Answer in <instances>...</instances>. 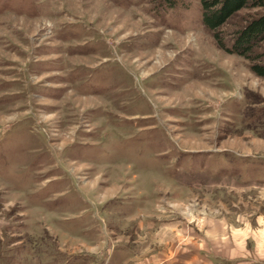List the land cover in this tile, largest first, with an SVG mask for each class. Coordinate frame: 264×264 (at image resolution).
Segmentation results:
<instances>
[{
    "label": "rangeland",
    "instance_id": "374dc122",
    "mask_svg": "<svg viewBox=\"0 0 264 264\" xmlns=\"http://www.w3.org/2000/svg\"><path fill=\"white\" fill-rule=\"evenodd\" d=\"M173 2L0 0V264L263 262L264 32Z\"/></svg>",
    "mask_w": 264,
    "mask_h": 264
},
{
    "label": "trees",
    "instance_id": "16d2710c",
    "mask_svg": "<svg viewBox=\"0 0 264 264\" xmlns=\"http://www.w3.org/2000/svg\"><path fill=\"white\" fill-rule=\"evenodd\" d=\"M174 0H163L170 8L176 4ZM246 0H199L201 10V20L203 24L213 32V36L217 37L219 45L225 47L230 52H237L245 55V51L252 46L255 40L263 38L264 32V14L250 21L239 31L233 34L231 45L227 48L224 41L218 33H215L217 26L222 24L224 20L235 10L244 6ZM259 3L257 0H252L251 3ZM251 70L264 77V60L262 64H253Z\"/></svg>",
    "mask_w": 264,
    "mask_h": 264
},
{
    "label": "crops",
    "instance_id": "0c3cea01",
    "mask_svg": "<svg viewBox=\"0 0 264 264\" xmlns=\"http://www.w3.org/2000/svg\"><path fill=\"white\" fill-rule=\"evenodd\" d=\"M177 247V250H179V246H176ZM214 251V250H213ZM216 252V251H215ZM197 255H194L191 259H189V260H187V262H188V264H194L195 263V261H197L198 259H196L197 257H196ZM226 257H228V256H226ZM219 255L218 254H216V253H212V254H209V258L208 259H204V260H201V261H199L198 263H196V264H220L219 263ZM196 259V260H195ZM263 262H261V261H257V262H255V261H251V262H245L244 264H264V260H262ZM186 262V263H187ZM243 262V261H242ZM242 262H240V264H243ZM184 263V262H183ZM185 263V264H186ZM167 264H180L178 261L175 263V259H174V261H172V262H169V263H167Z\"/></svg>",
    "mask_w": 264,
    "mask_h": 264
}]
</instances>
